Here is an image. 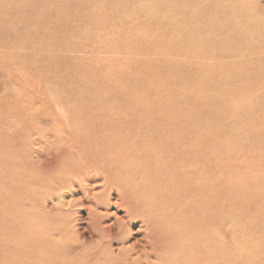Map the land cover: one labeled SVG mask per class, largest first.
I'll return each mask as SVG.
<instances>
[{
    "label": "bare ground",
    "instance_id": "1",
    "mask_svg": "<svg viewBox=\"0 0 264 264\" xmlns=\"http://www.w3.org/2000/svg\"><path fill=\"white\" fill-rule=\"evenodd\" d=\"M47 1L32 0L30 6L39 16L28 27L68 26L74 15L80 25L89 23L66 0H53L54 7ZM85 1L97 4L90 27L85 33L78 29L69 32L65 42L77 46L102 31L101 41L112 55L91 62L82 59L67 70L63 69L67 60L52 45L57 41L54 33L46 30L42 35L32 30L37 35L28 33L21 46L23 56L27 50H50L31 63L36 65L41 58L48 79L65 83L64 91L85 92L86 98L75 100L74 117L63 121L54 138L50 136L74 151L73 158L47 178L54 191L52 198L57 196L56 220L45 221L42 212L33 215L17 228L21 235L30 230V236L7 239L13 242L19 237L23 244L18 238L13 245L33 247L31 255L21 253V264L25 260L28 264H216L212 197L217 187L225 191L213 179L219 146L230 147L233 158L246 161L261 186L236 190L234 196L245 194L259 200V211H264V129L245 119L254 113L249 106L259 104V122L264 126V93L254 91L264 85V77L258 78L253 68L248 73L243 88L255 96L217 80L229 74L227 68L230 72L248 68L246 64L227 65L221 59L238 53L241 47H246L241 56L260 49L257 42L264 33V15L255 10L254 0H161L152 4L123 0L127 10L115 19L103 12L105 2ZM24 2L0 0V13L13 7L10 4L18 9ZM131 7L136 8L129 10ZM145 14L147 21L135 27L137 15ZM164 14L168 18L161 21ZM16 21L10 17L6 28H14ZM168 31L173 36L165 44ZM174 37L176 41H171ZM2 43L0 40V46ZM167 45L193 61L164 58ZM3 52V59L11 55ZM143 53L148 55L141 56ZM83 71L90 73L87 80L81 77ZM193 72L203 74L204 80L192 76ZM132 78L141 87L132 86ZM103 83L117 91H99ZM188 85L196 91L185 88L181 94L179 89ZM37 88L34 91L41 93L42 87ZM239 119L243 123L236 127ZM36 181L40 189L34 196L40 197L47 191L41 179ZM63 188L70 189V199L64 200L61 191L56 195ZM114 229H125L127 234L116 242ZM242 250L245 253L235 252L237 261L244 254L248 255L244 259L251 256L248 246Z\"/></svg>",
    "mask_w": 264,
    "mask_h": 264
},
{
    "label": "rangeland",
    "instance_id": "2",
    "mask_svg": "<svg viewBox=\"0 0 264 264\" xmlns=\"http://www.w3.org/2000/svg\"><path fill=\"white\" fill-rule=\"evenodd\" d=\"M95 1L105 2L103 12L113 16L115 19H119L121 12L127 10L126 3L123 0ZM148 1L150 4L161 2V0ZM66 2L70 3L73 12H77L81 17L88 18L89 23L83 25V22H81L80 25V19L74 15L68 21V26L56 23L51 24V27L44 24L34 29L28 27V24L35 19L34 17L39 16L37 10L30 6L32 0H25L22 6L18 5V9L14 8L13 4H10L13 7L6 8L5 14L0 13V40L3 41L0 46V264H5V261H7V264H21L24 252L30 255L34 252L33 247L29 244L27 247L20 248L17 245H13V243L18 242L19 237H15L13 242L8 241L7 238L10 236L23 237L27 233L30 236V230L21 235L18 231L19 229H17L19 226L21 228L34 218L33 215H40L41 212L45 221L54 222L56 220L55 199L57 196H54V199L52 198L54 191L52 186L48 184L47 178L51 172L58 168L61 169L70 158L72 159L74 151L66 148L64 143H57L55 139L52 140V137H55V133H60L63 121L71 120L74 117L73 103L75 100L86 98L82 95H85V92L71 91L70 93L69 91H64L63 85L65 83L58 82L55 84L48 79L49 77L46 73H43L42 68L44 66H42L41 58H39L38 64L33 65L31 63L36 61L39 56L48 54L50 50L37 52L35 50H27L25 56H23V48L21 46L25 44L28 33L37 35V32H41L44 35L46 30L54 33L57 41L54 40L52 45L56 46V54L67 60V64L63 67V69L67 70L71 66L76 65V61L85 59V62H91L112 55L111 51L105 49L101 41L102 31L96 32L90 40L77 46H71L65 42L66 35L69 32H77V29L82 33L87 31L90 27L93 13L97 8V4L91 1L66 0ZM254 2L255 10L264 15V0H254ZM47 3L54 7L53 0H48ZM130 3L132 2L127 4ZM132 4L134 5L136 2ZM171 7L174 9L175 5ZM132 8L136 7H131L129 10ZM166 14L161 16V21H164L165 17L168 18ZM12 16L17 18L16 24L13 26L14 28L7 29V22ZM136 19L138 22L135 27H141L147 21L148 15H137ZM4 23L5 29H3ZM67 27L69 28L67 29ZM32 30L36 33H32ZM172 36V32L168 31L164 43L166 44L169 41L168 37ZM175 38L177 37L172 38L171 41H176ZM257 43L261 45L260 49H262V52L259 49L256 53L250 51V54L241 56L239 54L246 50V47H241L238 53H234L230 57L224 56L221 59L226 64L248 65L245 71H231L233 73H245L247 76L232 74L230 69L228 70L227 68L225 72L229 74L217 80L231 83L236 91H250V94L255 96V93L251 92V90L244 89L243 84L248 80V73L251 68H253L258 78L264 77V33L261 34ZM59 44L62 46L60 47ZM242 46L246 45L243 44ZM3 51H5V54L10 53L13 56L9 55V57L6 55L5 59H3ZM162 52L164 54L163 57L170 61L172 59L176 61H193L191 56L181 55L170 45H167L166 50L163 49ZM140 55L145 56L148 54L143 53ZM205 61L213 64L211 59H206ZM241 68L243 69L244 67L241 66ZM89 76L90 73L88 71H83L81 74V77L85 80ZM125 76L128 78L130 75L125 72ZM192 76L204 80L203 74L193 72ZM130 82L134 87H141L134 78ZM26 83L31 86H25ZM38 86L42 87L41 93L34 91L35 88L38 89ZM171 86L174 87L175 85L171 84ZM190 86L179 89L181 94L184 95L185 88L196 91L194 87L191 88ZM43 87L48 88L47 94L43 92ZM99 91H117V89L109 88L106 83H103ZM254 91L264 93V85L257 90L255 88ZM32 94L36 95L33 96V99L30 98ZM113 94L116 93L113 92ZM159 97L157 98L160 99ZM236 103L244 106V102L240 99H237ZM249 107L254 113L248 115L245 118L246 121L259 124L264 129L263 122H259L260 105L251 104ZM23 108L24 111L22 110ZM242 123L243 120L239 119V122H236L235 125L240 127ZM233 124V121H230V125ZM50 136L52 137L50 138ZM232 142L234 143V141ZM217 153L215 155L217 160L213 165V171H215L213 179L225 191H221V188L217 187V193H214L212 197V202H214L212 224H214L215 250L217 251L216 264H264V245L259 246L260 242H264V211H259V200L251 199L245 194L239 196H234L233 194L234 191L246 187L261 186L257 180L256 182L254 181L246 161L243 163L241 157H232V149L230 147L221 145ZM238 155L240 154L238 153ZM246 167L248 171H246ZM254 169L257 171L255 166ZM23 170H25L24 174H22ZM36 179L43 181V188L47 191L43 194L45 197L43 195L40 197L38 195L34 196V193L36 194L37 190L40 189ZM59 191H61L64 200L71 198L72 193L69 188L55 191L56 195L60 193ZM32 202L33 206L31 207ZM202 204H205V201ZM197 205H199L198 201ZM27 207H31L29 212L26 210ZM113 233L117 242L121 236L127 234V231L125 229H114ZM244 237H246L245 241L247 242L243 240ZM19 242L23 244L21 238H19ZM254 243L257 245L255 248L253 246ZM245 246L250 248L251 256L244 259L248 256L244 254L241 260L237 261L236 258L238 256L235 252L245 253L242 250ZM25 264H28L26 260Z\"/></svg>",
    "mask_w": 264,
    "mask_h": 264
}]
</instances>
